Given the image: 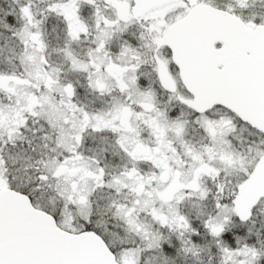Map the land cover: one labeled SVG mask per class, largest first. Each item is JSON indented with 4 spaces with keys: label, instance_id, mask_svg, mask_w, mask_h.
Listing matches in <instances>:
<instances>
[{
    "label": "snow or ice",
    "instance_id": "obj_1",
    "mask_svg": "<svg viewBox=\"0 0 264 264\" xmlns=\"http://www.w3.org/2000/svg\"><path fill=\"white\" fill-rule=\"evenodd\" d=\"M0 264H264V0H0Z\"/></svg>",
    "mask_w": 264,
    "mask_h": 264
}]
</instances>
